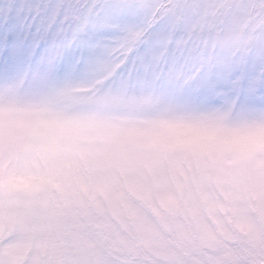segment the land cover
Segmentation results:
<instances>
[{
  "label": "snow or ice",
  "instance_id": "obj_1",
  "mask_svg": "<svg viewBox=\"0 0 264 264\" xmlns=\"http://www.w3.org/2000/svg\"><path fill=\"white\" fill-rule=\"evenodd\" d=\"M0 264H264V0H0Z\"/></svg>",
  "mask_w": 264,
  "mask_h": 264
}]
</instances>
